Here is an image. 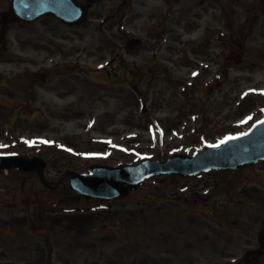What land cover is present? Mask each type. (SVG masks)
I'll list each match as a JSON object with an SVG mask.
<instances>
[{"label": "rangeland", "instance_id": "1", "mask_svg": "<svg viewBox=\"0 0 264 264\" xmlns=\"http://www.w3.org/2000/svg\"><path fill=\"white\" fill-rule=\"evenodd\" d=\"M201 1L207 2H192ZM244 2L236 22L230 17L223 25L209 17L189 19L183 25L161 26L162 33L154 39L150 34L159 27L155 30L146 21L106 27L107 31L100 27L102 32H97L86 25L69 28L48 17L16 26L23 41L19 49L14 30L5 31L0 25V34L8 33L12 46L0 41L4 49L0 76L17 71L34 75L29 97L18 81L13 93L0 88V99H8L12 106L0 104V152L46 156L49 179L55 185V191L46 195L37 181L22 190L23 178L12 173L10 178L1 176V199L10 201L0 209L10 208V203L17 211L39 208L25 204L29 200L58 204L54 209L72 213L65 220L76 224V232L59 235L65 244L54 250L63 259L55 257L54 264H176L171 258V193H177V202H184L190 188L200 193L198 184L213 180L216 173L191 179L155 176L123 201L105 205H91L78 196L69 176L63 175L68 170H88L91 164L164 159L179 148L193 152L225 140L233 124L248 128L263 116L264 0ZM175 30L172 36L169 31ZM117 53H122V63L114 62L113 73L118 75L107 79L109 86L85 75ZM3 114L22 118L11 122ZM242 172V178L253 172L257 177L264 173V162ZM118 225L123 229H116ZM229 237L233 247L224 255L241 256L238 242L243 238ZM75 238L76 250L69 244ZM39 243L35 240L33 246Z\"/></svg>", "mask_w": 264, "mask_h": 264}, {"label": "flooded vegetation", "instance_id": "2", "mask_svg": "<svg viewBox=\"0 0 264 264\" xmlns=\"http://www.w3.org/2000/svg\"><path fill=\"white\" fill-rule=\"evenodd\" d=\"M90 7L91 14L88 24L91 26H108L114 24H130L136 19L148 21L152 26L156 24H186L190 20L197 21L203 19L208 13V6L177 5V0H80ZM11 0H0V7L7 10L10 7ZM133 4L139 5L136 11H133ZM221 5V4H220ZM114 11L113 17L107 15V9ZM217 14L218 19L223 17V4ZM190 19V20H189ZM8 84L10 81L7 79ZM214 183L206 181L204 188L212 185L213 189H219L222 192L209 193L201 197V208L198 210L206 215V222L210 223L216 230L215 235L220 238V242L211 241L208 244L210 249L225 250L232 247V241L229 240L230 233H224L221 229L227 228V231L238 232L239 238H243L242 244L247 253L245 258H233L227 264H264V195L256 193L236 194L234 190L237 183L233 181H221ZM223 183V185H220ZM257 187H254L256 191ZM186 201L192 199L185 198ZM197 202L199 200H196ZM249 207L250 209H246ZM203 209V210H202ZM192 221H196L198 216L191 215ZM17 217L12 210H0V264H14L18 253H22L25 247L18 249L13 246L15 237V223ZM47 222V221H46ZM231 225V226H230ZM33 228L30 227V234ZM42 242H48V228L44 224L41 226ZM8 236V238H6ZM210 237V235H208ZM229 240V241H226ZM22 250V251H21ZM38 250V249H37ZM40 256L43 260L48 257L46 246L42 247ZM223 264V263H222Z\"/></svg>", "mask_w": 264, "mask_h": 264}, {"label": "water", "instance_id": "3", "mask_svg": "<svg viewBox=\"0 0 264 264\" xmlns=\"http://www.w3.org/2000/svg\"><path fill=\"white\" fill-rule=\"evenodd\" d=\"M86 7L78 0H14L9 18L34 21L45 15H55L70 25L81 23ZM264 158V121L253 129L220 147H213L194 157L177 156L169 160H144L137 165L93 166L90 174H74L73 186L89 196L112 198L136 188L146 177L172 171L194 173L212 167L230 168ZM42 159L29 160L17 155H0V168L13 165L26 170L35 169ZM127 183L128 185H125Z\"/></svg>", "mask_w": 264, "mask_h": 264}, {"label": "snow or ice", "instance_id": "4", "mask_svg": "<svg viewBox=\"0 0 264 264\" xmlns=\"http://www.w3.org/2000/svg\"><path fill=\"white\" fill-rule=\"evenodd\" d=\"M229 139H233L232 137H229ZM44 143H47V141H44ZM221 143H225V141H221ZM216 147H218L219 145H215Z\"/></svg>", "mask_w": 264, "mask_h": 264}]
</instances>
